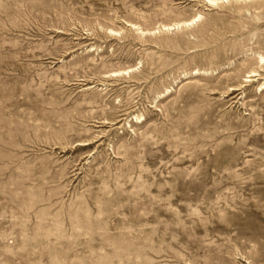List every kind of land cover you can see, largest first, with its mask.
Returning <instances> with one entry per match:
<instances>
[{
    "label": "rangeland",
    "instance_id": "rangeland-1",
    "mask_svg": "<svg viewBox=\"0 0 264 264\" xmlns=\"http://www.w3.org/2000/svg\"><path fill=\"white\" fill-rule=\"evenodd\" d=\"M263 83L264 0H0V264H264Z\"/></svg>",
    "mask_w": 264,
    "mask_h": 264
},
{
    "label": "bare ground",
    "instance_id": "bare-ground-1",
    "mask_svg": "<svg viewBox=\"0 0 264 264\" xmlns=\"http://www.w3.org/2000/svg\"><path fill=\"white\" fill-rule=\"evenodd\" d=\"M187 1V0H186ZM190 1H195V0H190ZM204 3H206V5H208L209 7H218L219 5L221 4H227L231 1H249V0H203ZM201 19V16L200 15H197L195 17H193L192 19L188 20V21H185V22H176V23H173V24H170V25H161L158 30H152V31H148V30H143L140 26H138L137 24H134V23H130V22H125V26H128L130 28H132L133 30H136V31H139L140 34L142 35H154V34H158L160 31H174V30H177V29H180L182 27H189V26H192L194 25L195 23H197L198 21H200ZM109 31L111 34H115L118 33L117 31L115 30H112V29H109L107 30ZM261 59V57H259ZM263 59V58H262ZM262 61V60H260ZM127 73L128 72H131L130 70H126ZM116 73V72H115ZM114 75H117L115 74ZM125 73V72H124ZM199 72H196V74H198ZM112 75V74H111ZM258 76L255 72H249L248 76L246 77L247 79L243 82H253L254 81V77ZM113 77V75H112ZM262 79V78H261ZM264 85V83H263ZM89 88V87H88ZM87 88V89H88ZM261 88V87H260ZM233 90V89H232ZM169 92V91H168ZM137 120V118H135ZM101 244V243H100Z\"/></svg>",
    "mask_w": 264,
    "mask_h": 264
}]
</instances>
